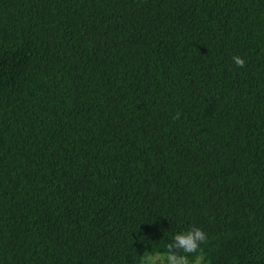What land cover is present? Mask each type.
Returning <instances> with one entry per match:
<instances>
[{
    "label": "trees",
    "instance_id": "1",
    "mask_svg": "<svg viewBox=\"0 0 264 264\" xmlns=\"http://www.w3.org/2000/svg\"><path fill=\"white\" fill-rule=\"evenodd\" d=\"M189 226L264 264V0H0V264H136Z\"/></svg>",
    "mask_w": 264,
    "mask_h": 264
},
{
    "label": "clouds",
    "instance_id": "2",
    "mask_svg": "<svg viewBox=\"0 0 264 264\" xmlns=\"http://www.w3.org/2000/svg\"><path fill=\"white\" fill-rule=\"evenodd\" d=\"M232 60L236 66L242 67L244 61L237 56ZM164 251H144L137 255L136 264H210L204 246L208 242L207 233L197 226H189L171 236Z\"/></svg>",
    "mask_w": 264,
    "mask_h": 264
}]
</instances>
